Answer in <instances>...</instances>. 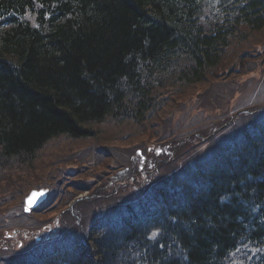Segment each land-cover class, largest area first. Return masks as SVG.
Masks as SVG:
<instances>
[{"label": "trees", "instance_id": "trees-1", "mask_svg": "<svg viewBox=\"0 0 264 264\" xmlns=\"http://www.w3.org/2000/svg\"><path fill=\"white\" fill-rule=\"evenodd\" d=\"M263 31L264 0H0V170L52 140L93 139L106 121L130 123V136L165 88L205 83ZM254 118L105 224L8 264H245L247 248L264 264V114Z\"/></svg>", "mask_w": 264, "mask_h": 264}, {"label": "rangeland", "instance_id": "rangeland-1", "mask_svg": "<svg viewBox=\"0 0 264 264\" xmlns=\"http://www.w3.org/2000/svg\"><path fill=\"white\" fill-rule=\"evenodd\" d=\"M244 44L233 45L216 74L209 75L205 83L165 88L161 111L142 129L131 130L130 136L126 134L130 123L106 121L93 125V139H55L29 165L18 166L13 161L0 170V198L4 199L0 201V229L26 228L37 233L52 226L60 215L58 234L49 237L52 241L60 236L59 231L82 236L94 218L121 205L142 190L146 181L174 172L184 161L202 155L216 139L242 131L254 117L264 114V31L252 34ZM174 141L177 149L170 148ZM147 143L155 148L160 145L168 155L158 157L150 169L147 164L140 167L147 180L138 186L140 172L133 175V164L138 168L139 162L133 163L131 157L140 149L153 161ZM164 165L174 166L165 170ZM121 172L123 175L118 174ZM38 188L49 189L51 203L23 217V198ZM69 220L77 225L67 223ZM33 241L23 242L18 251L12 243L13 253L2 251L0 264L28 253L36 245Z\"/></svg>", "mask_w": 264, "mask_h": 264}, {"label": "water", "instance_id": "water-1", "mask_svg": "<svg viewBox=\"0 0 264 264\" xmlns=\"http://www.w3.org/2000/svg\"><path fill=\"white\" fill-rule=\"evenodd\" d=\"M46 190L31 191L24 200V212L29 213L30 210L36 208L46 198Z\"/></svg>", "mask_w": 264, "mask_h": 264}, {"label": "bare ground", "instance_id": "bare-ground-1", "mask_svg": "<svg viewBox=\"0 0 264 264\" xmlns=\"http://www.w3.org/2000/svg\"><path fill=\"white\" fill-rule=\"evenodd\" d=\"M221 63H222V62H221ZM255 114H257V113H255ZM253 115H254V114H253ZM261 248L264 249V247H262V246H261ZM258 258H259V256H258Z\"/></svg>", "mask_w": 264, "mask_h": 264}]
</instances>
